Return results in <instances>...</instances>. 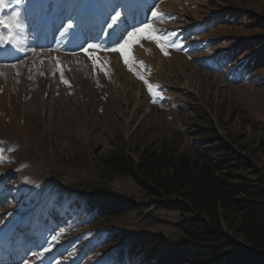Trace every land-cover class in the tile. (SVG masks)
<instances>
[{
  "label": "rangeland",
  "instance_id": "obj_1",
  "mask_svg": "<svg viewBox=\"0 0 264 264\" xmlns=\"http://www.w3.org/2000/svg\"><path fill=\"white\" fill-rule=\"evenodd\" d=\"M5 3L0 19L20 14L21 27L11 35L14 46L23 40L24 55L0 47V60L14 59L11 66L0 62V101L5 117L20 122L10 134L0 126V264H100L106 251L146 236L161 237V250L181 244V215L157 209L155 203L169 200L148 197L132 178L114 173L106 160L117 151L137 163L151 146L192 157L225 144L228 159L248 166L226 169L230 184L258 181L264 171V52L257 71L238 74L264 44V0ZM27 16L29 29L21 23ZM145 26L164 38L165 47L147 38L130 42L124 49L133 61L130 71L114 49ZM0 34H8L3 25ZM236 47L243 53L228 65L225 55ZM122 198L142 211L91 224L73 210L76 201ZM109 229L120 238L90 248Z\"/></svg>",
  "mask_w": 264,
  "mask_h": 264
},
{
  "label": "trees",
  "instance_id": "obj_2",
  "mask_svg": "<svg viewBox=\"0 0 264 264\" xmlns=\"http://www.w3.org/2000/svg\"><path fill=\"white\" fill-rule=\"evenodd\" d=\"M254 49L258 51L240 66L238 75H250L262 65L264 44ZM242 53L236 47L223 61L230 65ZM229 151L224 144L212 153L191 157L177 152L161 154L151 146L137 163L124 152L112 154L106 163L114 173L132 178L148 197L169 200L155 203L156 208L181 215L177 229L183 241L161 250V237L146 236L116 251H106L100 264H264V171L259 172L255 184H230L231 176L225 170L248 166L242 159H228ZM74 209L91 224L142 211L125 198L76 201ZM222 222L227 223V231ZM117 238L116 231L109 229L95 237L90 248L104 247Z\"/></svg>",
  "mask_w": 264,
  "mask_h": 264
},
{
  "label": "snow or ice",
  "instance_id": "obj_3",
  "mask_svg": "<svg viewBox=\"0 0 264 264\" xmlns=\"http://www.w3.org/2000/svg\"><path fill=\"white\" fill-rule=\"evenodd\" d=\"M16 2L21 3V0H16ZM6 6L7 5L5 3V0H0V10H3ZM157 15H158L157 12H153V16H157ZM19 17H20L19 13H14L11 17L7 19H0V25H3L4 28L8 29L7 35L0 34V47H4L6 45L12 44L13 37L11 33L13 32V30L21 27ZM112 19H113V23H118L119 13L117 12L115 16L112 17ZM108 26L112 27L113 25L109 24ZM66 27L70 30L73 28V25L71 22H68ZM149 29H150V26H145V28L143 29H138L136 32L129 33L128 39L124 41V44H122L119 49H114V50L121 51L122 55H124V62L129 66L130 71L134 70L132 67L133 61L131 60L130 56L124 53V49L130 45V42H138L140 38H147L150 40H155L158 46L161 47V50L162 51L164 50L165 45L164 43H162V40L164 38L156 35L155 30H149ZM134 38H135V41H134ZM88 47L97 48L98 46L89 45ZM85 51L87 52V49H85ZM95 62H98V58H95ZM57 66H58V69L61 71V75H63V69L60 68L59 62H57ZM137 75L139 74L137 73ZM140 78L143 79L142 76ZM64 82L68 83L67 81H64ZM145 83L148 85L149 91L152 92L153 95H158V93L153 91V87L151 84H148V81L145 80ZM53 239H56V238L53 237Z\"/></svg>",
  "mask_w": 264,
  "mask_h": 264
},
{
  "label": "bare ground",
  "instance_id": "obj_4",
  "mask_svg": "<svg viewBox=\"0 0 264 264\" xmlns=\"http://www.w3.org/2000/svg\"><path fill=\"white\" fill-rule=\"evenodd\" d=\"M42 5V4H41ZM30 6V5H29ZM36 6V5H35ZM43 6V5H42ZM34 7V6H33ZM44 7H46V6H44ZM43 7V8H44ZM27 10H30V9H27ZM16 13H17V10H16ZM13 14H14V12H13ZM28 14V13H27ZM27 14H25V15H27ZM45 15V14H44ZM22 16V15H21ZM41 16V15H40ZM40 16H39V18H40ZM26 17V16H25ZM35 17H38V16H35ZM40 19H42V18H40ZM46 19H47V17H46ZM35 20V19H34ZM39 20V19H38ZM40 21V20H39ZM35 22V21H34ZM21 23H25V25L27 26V28L29 29V27L31 26V24L33 23L31 20H28V16H27V18H26V20H25V22L24 21H22ZM40 23V22H39ZM35 25H37V24H35ZM33 27V29H34V25L32 26ZM36 27H38V26H36ZM23 28V27H22ZM24 29H25V27H24ZM32 29V30H33ZM43 30H46V25H45V27H43L42 28ZM21 31H24V30H21ZM26 31V30H25ZM17 33V32H16ZM18 34V33H17ZM17 36V35H16ZM18 37H22V39H24L23 37H24V35L23 36H18ZM70 37V36H69ZM14 38V37H13ZM22 42H23V40H21ZM19 42V45L18 44H16L15 46L12 44V45H6L5 46V48L7 47V49L9 50V51H14L16 48L18 49V50H20L21 49V47H22V42ZM75 41V40H74ZM18 42V41H17ZM65 44V43H64ZM65 47V46H64ZM2 49V48H1ZM17 50V51H18ZM15 52V51H14ZM18 53H20V55L21 54H23L24 55V53H23V51H19V52H17L16 53V55H18ZM28 53V52H27ZM14 54V53H13ZM16 58V57H15ZM79 58V57H78ZM81 59V58H80ZM12 60H14V59H12ZM12 60H10V61H3V60H0V62H2V65H5L6 63H9L10 64V66L13 64L12 63ZM39 60V59H38ZM37 60V61H38ZM67 61L68 60H71V59H66ZM77 60V59H76ZM4 62V63H3ZM28 62V61H27ZM44 63H43V68L44 69H48V61H43ZM12 63V64H11ZM42 63V62H41ZM65 63V62H64ZM68 63V62H67ZM66 63V64H67ZM30 64V63H29ZM23 65H26L27 66V64H23ZM36 66H38V65H36ZM17 67V66H16ZM39 67H41V66H39ZM5 68V67H4ZM8 68V67H7ZM20 68V67H19ZM3 69V68H2ZM14 69V68H13ZM42 69V68H41ZM43 70V69H42ZM4 71V70H3ZM13 71V70H12ZM47 72H48V70H47ZM37 74V73H36ZM38 75H39V73H38ZM13 76V75H12ZM15 76V75H14ZM17 76V75H16ZM37 76V75H36ZM8 79V78H7ZM12 81V80H11ZM14 81V80H13ZM4 105H2V102L0 101V126L4 129V131L7 133V134H10V133H12L14 130H18L19 128H20V122H19V118H17L16 116H12L11 118H6L5 117V114H4Z\"/></svg>",
  "mask_w": 264,
  "mask_h": 264
}]
</instances>
